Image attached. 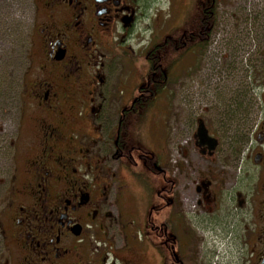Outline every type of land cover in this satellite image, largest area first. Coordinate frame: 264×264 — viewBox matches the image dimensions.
Masks as SVG:
<instances>
[{"label": "flooded vegetation", "instance_id": "af4514ba", "mask_svg": "<svg viewBox=\"0 0 264 264\" xmlns=\"http://www.w3.org/2000/svg\"><path fill=\"white\" fill-rule=\"evenodd\" d=\"M160 1L31 0L28 16L27 0H0V264L139 258L111 207L128 185L115 202L137 229L164 212L165 264H264V0H178L174 19ZM215 38L228 41L227 56L241 52L249 90L235 91L231 77V90L196 93L215 114L185 107L186 166L172 165L169 135H157L153 153L128 146L138 110H171L176 81L199 65L187 68L188 51L202 56ZM135 56L145 73L123 75L116 62ZM147 174L163 183L142 207Z\"/></svg>", "mask_w": 264, "mask_h": 264}, {"label": "rangeland", "instance_id": "374dc122", "mask_svg": "<svg viewBox=\"0 0 264 264\" xmlns=\"http://www.w3.org/2000/svg\"><path fill=\"white\" fill-rule=\"evenodd\" d=\"M30 4L31 0H27L28 16L30 13ZM177 6L178 0H161L160 4L158 3V5H156V8L160 11V13L165 12L164 17H171L172 19H174L176 16L175 12H177ZM188 11L192 12V16H194L196 13L194 7L189 8ZM170 23L171 21L169 20L166 30L171 26ZM138 29H143V27L139 26L137 29H135V31H137ZM137 37L138 33L136 32L131 37L133 40L130 42H134L133 45L129 44L132 48L131 51L139 52L145 45V43L140 41L141 37ZM250 43L251 46L249 48V54L251 56V59H253L252 64L256 65L258 56L253 57L254 52L252 49L254 43L252 41ZM227 44V40L221 42L220 40L215 38V42L210 43L209 46H206L202 50V56L201 51L198 48H196V50L193 49V51H188V56L186 58L187 68L193 69L198 65V63L199 65L195 70L187 74V77L183 84L178 86L177 81L175 80L176 87L171 90V97L173 99L170 107L171 110H168L167 108H163L161 106H155L148 110H138V114L128 133V146H137V148H143L144 150L153 153L155 151L157 135L160 134L162 135V137L164 135H169L171 139L169 149L171 152L170 157L172 165L176 166L181 164V166H186L185 158L181 156L182 145L187 149V143H190L188 138L189 134L187 136L184 127L181 125V123L183 122L184 112H186L185 107L188 110L191 109L198 112L199 110H201V116L203 117L209 116L212 112L213 114H215V111H211L209 109L210 107H207L208 109L203 107V103L205 100L200 98L203 103L200 102L197 96L198 91L204 90L205 93L207 88L211 90L212 87H217L223 82H226L227 90H231V84H227V80L231 77L233 78L234 82L233 86H235V82L238 83L234 88L235 91L243 94L244 90H249V88L243 81V78L247 72V68H244V63L239 61L238 56L241 54V52H232L231 50L230 54L232 55V58L230 56H227V53L229 52ZM146 61L147 60L143 56H135L130 59H121L117 61L116 64L118 70L123 71V75H127V73L131 72V74L140 77V75H143L146 71ZM212 66L213 69H211ZM219 80L220 82H218ZM140 81L141 79H138L136 85H138ZM156 97L161 98V95H157ZM206 98L207 100L205 101V103L213 104V102H209V98L207 97V95ZM154 104L157 105V102H154ZM189 132L191 133V131ZM132 153L135 157H137L138 150L133 149ZM133 169L135 171L137 170L136 167H134ZM236 172L237 171L235 169V173ZM162 183L163 180L161 176L147 174L146 190L140 189V192L143 194L140 195L142 207H147V202L153 196V190L158 189L162 185ZM133 190L134 186L128 185L124 188L122 193L114 194V202H112L111 206L114 216L118 218L116 219V222L121 225V228L123 227L125 231V238L127 240L128 246L132 251H136L137 255L139 256V258H135V260L133 259L128 264H165L167 260V254L165 252L166 249L164 246L165 235L163 228L158 226L164 217V212L153 213L151 219L156 223V227H146L145 229H137L130 216H125V214L124 216L119 215V209L121 208L123 211V207L122 205L119 206L120 202L115 201L118 198L120 200H126V197L130 196ZM2 194L3 191L0 190V202L1 198L3 197ZM157 199L158 197H156L155 195L152 197L154 203L157 202ZM192 201L193 196H188L186 200V214L189 217H193L195 215V209L189 203Z\"/></svg>", "mask_w": 264, "mask_h": 264}, {"label": "water", "instance_id": "95a60500", "mask_svg": "<svg viewBox=\"0 0 264 264\" xmlns=\"http://www.w3.org/2000/svg\"><path fill=\"white\" fill-rule=\"evenodd\" d=\"M197 132H198L199 136L200 135L203 136L204 134L207 135L206 129L204 128V125H203V123L201 121L199 122Z\"/></svg>", "mask_w": 264, "mask_h": 264}, {"label": "trees", "instance_id": "16d2710c", "mask_svg": "<svg viewBox=\"0 0 264 264\" xmlns=\"http://www.w3.org/2000/svg\"><path fill=\"white\" fill-rule=\"evenodd\" d=\"M241 111H242V110H241V107H239L238 114H239ZM235 117H236V115H235ZM234 119H236V118H234Z\"/></svg>", "mask_w": 264, "mask_h": 264}]
</instances>
